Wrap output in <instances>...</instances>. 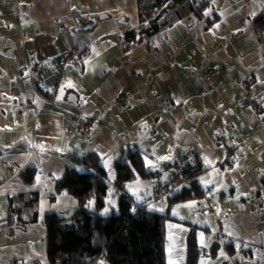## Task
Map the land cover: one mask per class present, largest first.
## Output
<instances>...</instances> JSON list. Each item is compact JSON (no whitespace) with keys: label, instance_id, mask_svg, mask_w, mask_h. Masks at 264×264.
I'll list each match as a JSON object with an SVG mask.
<instances>
[{"label":"crops","instance_id":"crops-1","mask_svg":"<svg viewBox=\"0 0 264 264\" xmlns=\"http://www.w3.org/2000/svg\"><path fill=\"white\" fill-rule=\"evenodd\" d=\"M212 1L214 17L192 11L188 18L198 13L203 22L198 33L166 56L155 44L159 34L137 55V45L125 48V32L139 25L138 0H0V217L12 195H39L29 228L0 225V264L46 263V213L78 207L74 196L55 193L66 168L87 172L80 160L95 151L115 179L114 159L134 150L148 171L173 160L191 164V186L203 190L172 201L177 194L152 198V176L125 182L135 202L169 214L167 264H187L193 227L197 264H264V0ZM80 17L98 21L77 31ZM81 43L87 54L65 65L48 100L40 67ZM247 97L256 102L241 106ZM82 118L91 119L90 132L75 131ZM28 165L38 170L33 185L19 176ZM119 203L113 198L104 213ZM230 242L240 248L235 255Z\"/></svg>","mask_w":264,"mask_h":264},{"label":"trees","instance_id":"trees-1","mask_svg":"<svg viewBox=\"0 0 264 264\" xmlns=\"http://www.w3.org/2000/svg\"><path fill=\"white\" fill-rule=\"evenodd\" d=\"M196 2L198 0H138L139 25L125 33L128 42L125 48L132 44H149L155 35L163 33L179 19L190 16L192 11L199 13L194 10ZM208 2L202 0L200 8ZM82 119L88 120L92 127L91 119ZM91 127L85 132H90ZM80 161L90 168L87 172L68 167L63 176L55 180V193L74 196L78 207L73 213L67 210L46 213L43 220L48 245L45 264H95L98 259L106 264H167L165 223L169 214L154 211L143 202L138 204L132 196L130 200L124 199L120 194L119 211L102 213L110 204V194L117 193L108 182L151 177L143 154L134 150L114 159L115 179L108 176V170L95 151H90ZM37 174V167L28 165L19 176L23 182L33 185ZM191 188L190 185L171 200L187 201L203 196L201 188ZM38 203V194L29 199L26 194L12 195L9 208L0 217V225H10L11 232L16 227L29 228L39 217ZM195 231L193 227L188 237L187 264H197L202 251ZM216 248L214 246V253ZM225 248L231 255L240 249L234 242L226 244ZM237 264L248 262L238 260Z\"/></svg>","mask_w":264,"mask_h":264},{"label":"built area","instance_id":"built-area-1","mask_svg":"<svg viewBox=\"0 0 264 264\" xmlns=\"http://www.w3.org/2000/svg\"><path fill=\"white\" fill-rule=\"evenodd\" d=\"M87 45L82 43L76 47L67 48L60 56L54 57L50 64L42 65L39 70V78L43 88L47 92V99L53 101L55 99L56 90L60 81V76L65 65L69 63H75L82 61L83 57L87 54ZM214 75V70L210 69L205 72L204 79L209 80ZM251 98V97H250ZM245 98L241 102V106H245L250 102H256L254 99ZM124 98L119 100L124 102ZM255 109L259 112L262 111V107L255 103L253 104ZM91 123L88 120L82 119L79 125L75 128L76 132L83 133L89 130ZM225 137L223 136L222 139ZM230 160V158L228 157ZM193 166L186 162L173 160L169 163H158V165L151 171V176L154 180V188L152 192L153 199H160L165 196L181 193L187 187L191 185V179L193 177ZM108 185L116 192H120L123 196L128 197L124 191V181H110ZM204 254L208 253V250H203Z\"/></svg>","mask_w":264,"mask_h":264},{"label":"rangeland","instance_id":"rangeland-1","mask_svg":"<svg viewBox=\"0 0 264 264\" xmlns=\"http://www.w3.org/2000/svg\"><path fill=\"white\" fill-rule=\"evenodd\" d=\"M201 2H202V0H198V2H196V8L194 10L195 11H199V13H202V14L203 13L207 14L206 20L208 18H213L214 15H215L214 10L211 7H209V5L212 4L213 1L211 0V3L209 5L206 4V5H204L203 7L200 8V3ZM157 9H158V7H157ZM127 16H129V15L127 14ZM198 17H199V14L196 13L193 18H188L187 17V18L179 19L177 24L173 25L172 27H170L167 30H165L163 33H161L158 36L154 37V38H156V41H155L156 46L159 47V49L162 52L166 53V56H170L171 55V51L173 50L172 46H170V45L173 44L176 47L177 44H180L182 42H187L188 39L191 38V36L196 35L198 33V27H200L203 24V22H202L198 26V24H199V18ZM122 27L123 28L126 27L125 23L122 24ZM191 30H193V31H191ZM186 31H187V34L185 35ZM78 45H80V44H78ZM141 48H143V45L137 44V46L135 47V49L132 50V52L135 55H137L138 53H141V51L138 52ZM149 64L150 63H148V66H149ZM204 74H205V72L203 73V76H204ZM10 169L11 168H8L7 170H10ZM122 189H123L124 193L128 197H125L120 192H117L118 194L117 193H111L110 194V197H111L110 200H112L113 198H116V200L119 202V199H120L121 196L124 199L130 200L131 199V197H130L131 195L129 193H127V191L125 190V186ZM182 208L185 209L186 206H182ZM108 211H109V209H106L105 211H102V213L104 214V212L106 213Z\"/></svg>","mask_w":264,"mask_h":264},{"label":"water","instance_id":"water-1","mask_svg":"<svg viewBox=\"0 0 264 264\" xmlns=\"http://www.w3.org/2000/svg\"><path fill=\"white\" fill-rule=\"evenodd\" d=\"M102 17H105L104 15L101 16ZM98 19L95 18V17H89L88 19H84V18H77L76 19V23H77V27H76V30L79 31V30H89V29H92L96 23H97Z\"/></svg>","mask_w":264,"mask_h":264},{"label":"bare ground","instance_id":"bare-ground-1","mask_svg":"<svg viewBox=\"0 0 264 264\" xmlns=\"http://www.w3.org/2000/svg\"><path fill=\"white\" fill-rule=\"evenodd\" d=\"M101 15H102V14H101ZM103 15H108V14L103 13ZM100 19H102L101 16H100L99 20H100ZM127 31H129V30H127ZM127 31H126V32H127ZM126 32H125V33H126ZM85 44L87 45V43H85ZM87 48H88V45H87ZM87 52H88V50H87ZM63 211H64V210H61L60 212H61V213H64Z\"/></svg>","mask_w":264,"mask_h":264}]
</instances>
